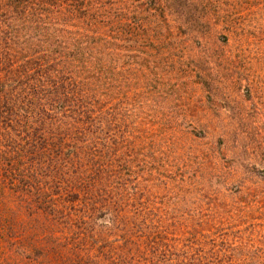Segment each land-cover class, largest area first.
Masks as SVG:
<instances>
[{
    "label": "rangeland",
    "instance_id": "374dc122",
    "mask_svg": "<svg viewBox=\"0 0 264 264\" xmlns=\"http://www.w3.org/2000/svg\"><path fill=\"white\" fill-rule=\"evenodd\" d=\"M164 3L170 38L111 80L105 159L126 225L88 234L61 201V253L2 223L0 264H264V0Z\"/></svg>",
    "mask_w": 264,
    "mask_h": 264
},
{
    "label": "trees",
    "instance_id": "16d2710c",
    "mask_svg": "<svg viewBox=\"0 0 264 264\" xmlns=\"http://www.w3.org/2000/svg\"><path fill=\"white\" fill-rule=\"evenodd\" d=\"M164 1L177 0L153 16L138 0H0V225L51 240L53 256L61 201L88 234L126 225L105 159L121 122L111 80L134 48L170 38Z\"/></svg>",
    "mask_w": 264,
    "mask_h": 264
}]
</instances>
